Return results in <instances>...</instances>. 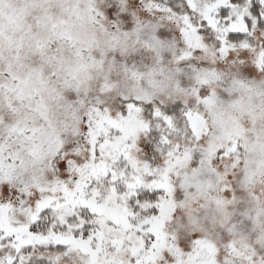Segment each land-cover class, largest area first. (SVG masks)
Instances as JSON below:
<instances>
[{
  "label": "snow or ice",
  "instance_id": "obj_1",
  "mask_svg": "<svg viewBox=\"0 0 264 264\" xmlns=\"http://www.w3.org/2000/svg\"><path fill=\"white\" fill-rule=\"evenodd\" d=\"M0 264H264V0H0Z\"/></svg>",
  "mask_w": 264,
  "mask_h": 264
}]
</instances>
